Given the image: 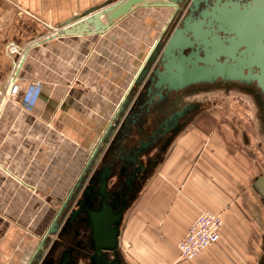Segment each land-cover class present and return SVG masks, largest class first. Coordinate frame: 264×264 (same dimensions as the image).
I'll return each mask as SVG.
<instances>
[{"label": "crops", "instance_id": "crops-1", "mask_svg": "<svg viewBox=\"0 0 264 264\" xmlns=\"http://www.w3.org/2000/svg\"><path fill=\"white\" fill-rule=\"evenodd\" d=\"M118 1L0 0V92L12 69L8 43L28 47L25 107L13 96L0 111V264L27 262L55 213L39 193L69 194L175 12L140 4L103 32L62 33ZM250 143L227 115H203L179 134L125 215L127 260L264 264V174ZM204 211L222 215L220 240L181 259L179 243Z\"/></svg>", "mask_w": 264, "mask_h": 264}, {"label": "flooded vegetation", "instance_id": "flooded-vegetation-1", "mask_svg": "<svg viewBox=\"0 0 264 264\" xmlns=\"http://www.w3.org/2000/svg\"><path fill=\"white\" fill-rule=\"evenodd\" d=\"M187 15L188 12L184 17ZM180 24H174L171 31ZM231 64H239L236 69L244 70L247 77L264 73V56L255 57L254 53L246 57L237 55ZM175 86L157 87L150 81L142 86L88 176L79 186L74 185L71 195L59 201L50 221H57L55 230L42 242L47 230L44 231L25 264H132L124 255L120 236L119 245L111 244L110 250L103 248L108 243L96 241L99 231L110 232L105 226H97L96 218L107 206L113 207L117 216L125 200L130 208L177 136L199 117L209 115L212 101L206 95L220 91L248 95L264 131V88L256 79L219 76Z\"/></svg>", "mask_w": 264, "mask_h": 264}, {"label": "water", "instance_id": "water-1", "mask_svg": "<svg viewBox=\"0 0 264 264\" xmlns=\"http://www.w3.org/2000/svg\"><path fill=\"white\" fill-rule=\"evenodd\" d=\"M140 4H166L173 7L175 12L151 48L133 86L118 106L106 131L93 149L75 186H79L88 176L91 167L98 161L100 154L127 114L136 92L147 81L157 87L173 84L176 88L202 80H212L219 76L224 79L252 77L258 81L260 87L264 88V73L247 77L244 70L236 69L239 64H231V59H237V55L246 57L247 54L251 56L254 53L255 57L264 56V0H119L116 4L110 3L101 9L90 10L81 18L73 20L72 22H75L65 27L62 33L92 30L103 32L114 21ZM102 16L105 17V21ZM176 23L181 24L171 31ZM222 57L223 60H220ZM5 101L6 99H3L0 111ZM75 186L70 190L69 195L73 193ZM128 206V201L125 200L117 216L113 207L108 206L104 208V213L97 216V226H105L110 230L108 233L99 231L100 233L96 234L97 242L109 244L104 245L103 248L110 250L111 244L119 245L120 225ZM112 225L114 228H111ZM56 226L57 221L54 220L42 242Z\"/></svg>", "mask_w": 264, "mask_h": 264}, {"label": "rangeland", "instance_id": "rangeland-1", "mask_svg": "<svg viewBox=\"0 0 264 264\" xmlns=\"http://www.w3.org/2000/svg\"><path fill=\"white\" fill-rule=\"evenodd\" d=\"M32 83L33 82H31V84ZM1 92L3 93L4 91L2 90ZM16 96L22 99V105L25 107L26 96H28V94L25 96L20 89L14 97ZM206 98L212 101V108L209 114L232 116L238 121L241 130L248 134V137H250L252 141L250 144L258 173L264 174V131L261 129L257 108L253 104L251 98L237 91H232L230 93L225 91L215 92L206 95ZM39 194H41L45 204L53 208L52 210L57 209L60 199L63 198H55L48 193Z\"/></svg>", "mask_w": 264, "mask_h": 264}, {"label": "built area", "instance_id": "built-area-1", "mask_svg": "<svg viewBox=\"0 0 264 264\" xmlns=\"http://www.w3.org/2000/svg\"><path fill=\"white\" fill-rule=\"evenodd\" d=\"M7 53L13 56L12 69L6 90L0 92V102L3 99L12 98L21 89L22 77L14 80L21 64L25 59L28 47H21L14 42L8 43ZM37 88L39 83H36ZM224 220L221 214L211 211L202 212L190 225L185 237L179 243L180 258L192 260L199 256L205 249L219 242Z\"/></svg>", "mask_w": 264, "mask_h": 264}, {"label": "bare ground", "instance_id": "bare-ground-1", "mask_svg": "<svg viewBox=\"0 0 264 264\" xmlns=\"http://www.w3.org/2000/svg\"><path fill=\"white\" fill-rule=\"evenodd\" d=\"M162 29H163V28H162ZM23 62H24V61H23ZM23 62H22V64H21V68H22ZM20 70H21V69H20ZM20 70L18 71L17 75L14 77V78H15L14 80H16V78H19L18 76H19V74H20ZM7 100H8V99H7ZM7 100H6V101H7ZM2 101H3V100H1L0 105H1ZM6 101H5V102H6Z\"/></svg>", "mask_w": 264, "mask_h": 264}]
</instances>
